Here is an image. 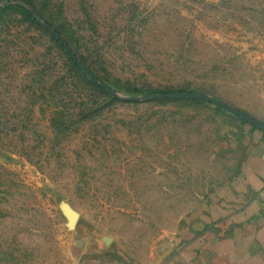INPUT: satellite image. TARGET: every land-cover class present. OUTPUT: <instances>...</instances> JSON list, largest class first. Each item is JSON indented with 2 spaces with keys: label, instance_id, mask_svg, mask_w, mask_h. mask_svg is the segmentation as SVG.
I'll return each instance as SVG.
<instances>
[{
  "label": "rangeland",
  "instance_id": "rangeland-1",
  "mask_svg": "<svg viewBox=\"0 0 264 264\" xmlns=\"http://www.w3.org/2000/svg\"><path fill=\"white\" fill-rule=\"evenodd\" d=\"M31 1L36 22L0 12V264L165 261L236 174L231 134L251 125L202 101L129 98L254 104L264 0Z\"/></svg>",
  "mask_w": 264,
  "mask_h": 264
},
{
  "label": "crops",
  "instance_id": "crops-1",
  "mask_svg": "<svg viewBox=\"0 0 264 264\" xmlns=\"http://www.w3.org/2000/svg\"><path fill=\"white\" fill-rule=\"evenodd\" d=\"M241 111L264 123V91ZM237 127L230 142L239 150L236 174L212 188L158 264H264V132Z\"/></svg>",
  "mask_w": 264,
  "mask_h": 264
},
{
  "label": "water",
  "instance_id": "water-1",
  "mask_svg": "<svg viewBox=\"0 0 264 264\" xmlns=\"http://www.w3.org/2000/svg\"><path fill=\"white\" fill-rule=\"evenodd\" d=\"M44 26L51 32L52 36L57 40L60 45L64 48L68 56L73 60L74 64L78 67V69L87 77L89 80H91L94 83L99 84V86L108 91L111 94H115L114 90H111L107 88L105 85L100 84L97 79H95L85 68H83L78 59L75 57V55L72 53L70 48L66 46V44L60 39L59 35L47 24H44ZM156 99H170V100H176V99H189V100H195V101H202L208 104H211L215 107H218L220 109H223L233 115L234 117L250 124L252 127L264 132V123L260 122L259 120L249 116L248 114L242 112L241 110L228 105L227 103L213 98L207 94L203 93H173V94H154V95H148L144 97H133L129 98V101H149V100H156Z\"/></svg>",
  "mask_w": 264,
  "mask_h": 264
},
{
  "label": "trees",
  "instance_id": "trees-1",
  "mask_svg": "<svg viewBox=\"0 0 264 264\" xmlns=\"http://www.w3.org/2000/svg\"><path fill=\"white\" fill-rule=\"evenodd\" d=\"M11 3H15L23 8H25L27 14L29 15V17L32 19L33 22H36L34 13L38 16L37 14V10L35 8L34 3L31 0H0V12H2L3 10H5L7 7H9V5ZM47 24V23H46ZM49 25V24H47ZM50 26V25H49ZM51 27V26H50ZM53 29V28H52ZM55 31V30H54ZM56 32V31H55ZM57 33V32H56ZM53 39L55 40V38L53 37ZM61 39V38H60ZM57 41V40H56ZM63 41V40H62ZM59 43V42H58ZM65 43V42H64ZM66 44V43H65ZM67 46V44H66ZM71 50V49H70ZM73 53V52H72ZM75 55V54H74ZM76 57V56H75ZM77 58V57H76ZM73 61V60H72ZM81 65V64H80ZM74 67L78 69V67L76 66V64H74ZM91 74V73H90ZM92 75V74H91ZM93 76V75H92ZM94 77V76H93ZM95 78V77H94ZM155 94V93H154ZM153 94V95H154ZM156 94H164V93H156Z\"/></svg>",
  "mask_w": 264,
  "mask_h": 264
}]
</instances>
